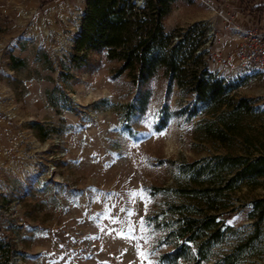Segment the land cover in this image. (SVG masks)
<instances>
[{"label":"rangeland","instance_id":"1","mask_svg":"<svg viewBox=\"0 0 264 264\" xmlns=\"http://www.w3.org/2000/svg\"><path fill=\"white\" fill-rule=\"evenodd\" d=\"M204 1L175 0L165 32L199 24L214 31L210 50L229 54L219 13L240 26L247 11L264 19V0H236L241 10L223 13ZM84 9L85 0H0V237L14 250L9 264H189L199 240L173 259L166 235L207 215L220 231H207L201 264H264V218L255 224L251 205L264 197V177L231 179L222 163L264 154V72L208 103L162 68L134 81L100 52L77 62ZM205 64L235 83L214 57Z\"/></svg>","mask_w":264,"mask_h":264},{"label":"trees","instance_id":"2","mask_svg":"<svg viewBox=\"0 0 264 264\" xmlns=\"http://www.w3.org/2000/svg\"><path fill=\"white\" fill-rule=\"evenodd\" d=\"M174 1L144 0V6L138 7L134 0H85L71 58L81 62L87 52H100L108 60L119 63L118 74L125 72L134 81H146L162 68L181 84L189 86L199 101L222 103L228 90L239 86L238 80L226 86L222 79L207 69L202 55L194 54L202 45L206 32L199 24L165 32L163 21ZM174 35L179 36L175 43ZM244 105L242 99L237 104L239 108ZM222 163L230 165L233 171L231 179L242 181L264 177V154L224 157ZM251 205L257 213L255 224H258L264 218V197L252 200ZM209 230L213 235L220 231L215 226L213 215L185 220L167 233L166 238L171 239L169 243L173 246V251L167 256L173 259L183 256L186 242L195 240H199L196 253L201 255L203 244L210 241ZM13 253L11 244L0 237V264H9ZM197 254L189 264L202 263Z\"/></svg>","mask_w":264,"mask_h":264},{"label":"built area","instance_id":"3","mask_svg":"<svg viewBox=\"0 0 264 264\" xmlns=\"http://www.w3.org/2000/svg\"><path fill=\"white\" fill-rule=\"evenodd\" d=\"M207 4L204 0H201ZM138 7L144 6V0H134ZM224 21V29L232 40V50L229 54L210 50L214 31L207 30L202 45L194 52L201 54L205 60L214 57L220 70L227 72L232 80H239L252 73L264 72V28L243 27L233 18L219 13ZM178 35H174L173 42H177Z\"/></svg>","mask_w":264,"mask_h":264},{"label":"crops","instance_id":"4","mask_svg":"<svg viewBox=\"0 0 264 264\" xmlns=\"http://www.w3.org/2000/svg\"><path fill=\"white\" fill-rule=\"evenodd\" d=\"M213 2L215 3L213 5L223 4V6L220 5V7H219V9H220L219 12H222V13H223V11H222L223 8H225L226 6H230L231 8H234L236 10H241L240 9L241 8V4H240V2H237L236 0H224V1L212 0L211 3H213ZM209 4H210V2H209ZM238 5H240V7ZM210 7L214 11L213 13L216 14V16H217L218 11H215V9H213L214 7H212V5H210ZM213 13L209 11L208 12V18H207V16H204L207 19L211 18L208 23L212 22V20L216 21V18H214V16H213L214 14ZM204 17H202L201 19H204ZM238 22L243 27H248V24H249V27H256L257 26L259 28H264V19H263V17H261L259 15H254V14L248 12V11L245 14L241 13V15L239 16V21ZM189 23H191V21ZM211 27L212 26L208 24V28H211ZM218 34L221 36L220 27L218 28Z\"/></svg>","mask_w":264,"mask_h":264},{"label":"snow or ice","instance_id":"5","mask_svg":"<svg viewBox=\"0 0 264 264\" xmlns=\"http://www.w3.org/2000/svg\"><path fill=\"white\" fill-rule=\"evenodd\" d=\"M130 231H131V229H130ZM139 255H140L142 258H144V259H146V258L148 257V253H146V252H140ZM149 264H150V262H149Z\"/></svg>","mask_w":264,"mask_h":264}]
</instances>
